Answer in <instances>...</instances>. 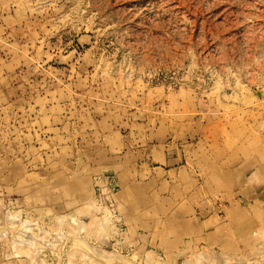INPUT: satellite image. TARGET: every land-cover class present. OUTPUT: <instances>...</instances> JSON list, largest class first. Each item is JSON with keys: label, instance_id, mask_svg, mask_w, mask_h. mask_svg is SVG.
Segmentation results:
<instances>
[{"label": "rangeland", "instance_id": "rangeland-1", "mask_svg": "<svg viewBox=\"0 0 264 264\" xmlns=\"http://www.w3.org/2000/svg\"><path fill=\"white\" fill-rule=\"evenodd\" d=\"M0 264H264V0H0Z\"/></svg>", "mask_w": 264, "mask_h": 264}, {"label": "bare ground", "instance_id": "bare-ground-1", "mask_svg": "<svg viewBox=\"0 0 264 264\" xmlns=\"http://www.w3.org/2000/svg\"><path fill=\"white\" fill-rule=\"evenodd\" d=\"M102 254V253H101Z\"/></svg>", "mask_w": 264, "mask_h": 264}]
</instances>
